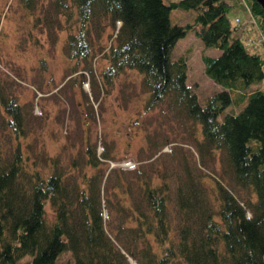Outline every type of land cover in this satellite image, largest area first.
I'll return each instance as SVG.
<instances>
[{
    "label": "trees",
    "instance_id": "1",
    "mask_svg": "<svg viewBox=\"0 0 264 264\" xmlns=\"http://www.w3.org/2000/svg\"><path fill=\"white\" fill-rule=\"evenodd\" d=\"M51 3L68 15L69 4L77 7L79 27L65 42L71 55L88 58L104 34L115 35L106 42L109 62L93 90L100 84L103 93L110 91L115 76L132 69L142 88V112L163 110L188 128L200 156L175 149L172 204L166 176L157 181L144 163L133 176L123 166L106 171L109 150L97 153L89 142L66 160L60 150L31 155L23 143L24 101L0 79V264H264V87L257 85L264 78V42L249 45L232 23L236 0ZM249 3L264 34V8ZM179 6L194 9L189 21L171 18V8ZM191 29L205 48H219L201 56L205 73L220 84L204 101L187 81L184 56L171 54ZM156 133H146L152 146ZM207 155L219 159L246 194L218 175H211L209 192L208 172L196 162ZM66 250L72 257L62 254Z\"/></svg>",
    "mask_w": 264,
    "mask_h": 264
},
{
    "label": "rangeland",
    "instance_id": "2",
    "mask_svg": "<svg viewBox=\"0 0 264 264\" xmlns=\"http://www.w3.org/2000/svg\"><path fill=\"white\" fill-rule=\"evenodd\" d=\"M71 5L69 8L73 12L68 15L62 10L56 12L51 0L31 6H25L23 0H0V79L11 83L13 92L24 101L22 112L28 136L23 137V143L29 144L25 146L27 152L33 155L44 149L49 152L60 150L61 157L66 160L70 154L82 152L89 142L96 145L97 153L109 150L111 156L102 162L106 171L112 166H123L133 176L135 169L144 163L149 170H155L157 181L166 176L174 204L172 169L178 160L175 149L200 156L188 128L170 119L163 110L142 112V88L137 83L135 71L130 68L119 72L113 84L108 83L110 91L103 93L100 84L94 85L96 92L93 90L92 83L100 82V71L109 62L104 53L108 48L106 42L114 40V36L113 33L104 34L100 42L93 44L94 54L88 58L71 55L65 42L71 29L79 27L77 7ZM241 6V1L236 0L229 9L230 18L236 13L244 17L246 8ZM193 14L194 9L171 8V18L178 22L189 21ZM241 26L238 29L243 36L246 33L256 35L260 29L257 23ZM204 49L213 54L219 52L215 46L205 48L191 29L175 41L171 50L174 57L183 55L186 59L187 81L203 101L220 87L205 73L201 57ZM87 66L94 70H87ZM73 73L76 79L71 80ZM257 85L264 87V78ZM241 104L227 106L226 110H238ZM135 116H139L140 122L132 121ZM148 130L157 131L152 135L153 142L157 143L153 146L146 138ZM196 162L208 172L209 192L214 190L211 175H218L238 195L246 194L244 186L233 185L219 159L207 155L204 163L199 159ZM47 209L51 214L49 206ZM104 210L107 211L105 207ZM62 254L72 257L67 250ZM130 259L134 261L131 256Z\"/></svg>",
    "mask_w": 264,
    "mask_h": 264
},
{
    "label": "built area",
    "instance_id": "3",
    "mask_svg": "<svg viewBox=\"0 0 264 264\" xmlns=\"http://www.w3.org/2000/svg\"><path fill=\"white\" fill-rule=\"evenodd\" d=\"M248 9H249V18H248V20H250V21H252L253 23H255L256 22V18L253 16V14H252V12H251V10H250V8L248 7ZM235 18H236V20H240V18L238 17V16H235Z\"/></svg>",
    "mask_w": 264,
    "mask_h": 264
},
{
    "label": "water",
    "instance_id": "4",
    "mask_svg": "<svg viewBox=\"0 0 264 264\" xmlns=\"http://www.w3.org/2000/svg\"><path fill=\"white\" fill-rule=\"evenodd\" d=\"M259 3H260V5L261 6H263V8H264V0H257Z\"/></svg>",
    "mask_w": 264,
    "mask_h": 264
}]
</instances>
